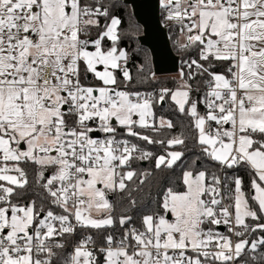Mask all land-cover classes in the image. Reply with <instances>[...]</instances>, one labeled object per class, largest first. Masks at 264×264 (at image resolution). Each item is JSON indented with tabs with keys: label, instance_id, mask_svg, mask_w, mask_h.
<instances>
[{
	"label": "snow or ice",
	"instance_id": "6c2138e0",
	"mask_svg": "<svg viewBox=\"0 0 264 264\" xmlns=\"http://www.w3.org/2000/svg\"><path fill=\"white\" fill-rule=\"evenodd\" d=\"M159 4L174 87L117 0H0V264H264V0Z\"/></svg>",
	"mask_w": 264,
	"mask_h": 264
},
{
	"label": "water",
	"instance_id": "95a60500",
	"mask_svg": "<svg viewBox=\"0 0 264 264\" xmlns=\"http://www.w3.org/2000/svg\"><path fill=\"white\" fill-rule=\"evenodd\" d=\"M123 1L131 6L136 21L143 28L138 39L150 51L157 76L175 75L179 57L171 46L167 30L161 24L159 0Z\"/></svg>",
	"mask_w": 264,
	"mask_h": 264
},
{
	"label": "trees",
	"instance_id": "16d2710c",
	"mask_svg": "<svg viewBox=\"0 0 264 264\" xmlns=\"http://www.w3.org/2000/svg\"><path fill=\"white\" fill-rule=\"evenodd\" d=\"M117 13L121 16V19L123 21L122 23V28L126 30V32L129 34V39H127L126 43L122 46L128 47L129 50H135L134 55H133V60L135 64H141L144 62L145 56L150 58L151 65L153 68V62H152V56L150 54V51L142 46L139 42V36L142 35L143 33V28L138 22L136 21L133 11L130 5L126 4L123 0H117ZM130 67L132 68L133 73H135V68L130 64ZM154 70V68H153ZM160 80L159 85H154L153 87H160V86H166V87H174L173 83V77L175 75H167V76H158ZM141 89L144 90H151V88L148 87H142ZM159 114L165 115L168 118L175 119L176 114L173 113L171 108L168 106L166 103L165 105H162L158 107L157 109ZM179 131V129H177ZM151 150L156 151L159 154H162V149L159 146L152 147L149 146ZM142 168H148L150 167V162H142L140 165ZM177 175L179 174V169H177ZM239 175L244 178L245 185L247 186L249 183V177L244 171H239ZM175 179V176L172 177ZM168 183V178L167 175L164 173H159L157 174V179H156V186L153 187L152 192L153 195L158 191L160 187L165 186Z\"/></svg>",
	"mask_w": 264,
	"mask_h": 264
},
{
	"label": "built area",
	"instance_id": "2783aa9c",
	"mask_svg": "<svg viewBox=\"0 0 264 264\" xmlns=\"http://www.w3.org/2000/svg\"><path fill=\"white\" fill-rule=\"evenodd\" d=\"M160 20H161V24L163 26V28H165L167 30V33H168V36H169V39H170V42H171V46L175 52V54L179 57V67H180V64H181V61L185 58L180 52L177 51L176 49V45H175V40H176V33L174 30H170L167 26H165L163 24V14H162V9L160 7ZM178 67V69H179ZM177 75V73L175 74V76ZM142 91H145L144 89H141ZM223 230V229H222Z\"/></svg>",
	"mask_w": 264,
	"mask_h": 264
}]
</instances>
